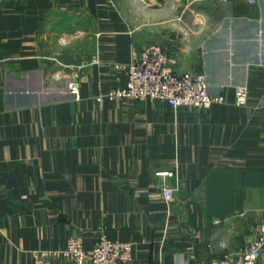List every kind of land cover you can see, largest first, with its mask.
<instances>
[{"label":"crops","instance_id":"0c3cea01","mask_svg":"<svg viewBox=\"0 0 264 264\" xmlns=\"http://www.w3.org/2000/svg\"><path fill=\"white\" fill-rule=\"evenodd\" d=\"M159 1L148 27L128 1L0 0V264L101 234L133 242L121 264H215L264 222V0ZM152 42L224 101L109 99Z\"/></svg>","mask_w":264,"mask_h":264},{"label":"built area","instance_id":"2783aa9c","mask_svg":"<svg viewBox=\"0 0 264 264\" xmlns=\"http://www.w3.org/2000/svg\"><path fill=\"white\" fill-rule=\"evenodd\" d=\"M256 3L258 0H247ZM179 59L161 44L152 42L133 51L127 62H115L116 70L125 74L123 86L109 90L107 97L118 99H157L167 101L175 109L186 107L201 110L216 102H223L224 96L213 94L210 81L204 71H178ZM79 74L68 77V88L79 97ZM236 103H248V90L244 85L236 88ZM160 174H169L160 171ZM173 189L163 187L168 201L173 199ZM135 246L131 241L111 240L105 234L96 239L87 249L80 237L71 236L67 245L59 249H37L33 252L32 264H121L134 259ZM264 250V222L257 226L256 235L241 246L226 251L215 264H259Z\"/></svg>","mask_w":264,"mask_h":264},{"label":"rangeland","instance_id":"374dc122","mask_svg":"<svg viewBox=\"0 0 264 264\" xmlns=\"http://www.w3.org/2000/svg\"><path fill=\"white\" fill-rule=\"evenodd\" d=\"M128 1V3L130 4V8L134 11V13L132 14L133 16H134V18L135 19H137V15H138V17H142V19H144V20H146L148 23H147V25L146 26H148V27H153L154 26V24H153V19L151 18V19H148L145 15L146 14H144V13H137V12H135L136 11V5L137 4H153V0H116V2L118 3V4H120L121 2L123 3V4H125L126 2ZM157 2H160L159 0H156ZM158 4V3H157ZM157 4H156V6H157ZM152 8V7H151ZM155 12V11H154ZM176 16V15H175ZM176 18H177V16H176ZM183 18V17H182ZM178 20V19H177ZM149 22H150V25H149ZM145 31H149V32H151L152 33V29L151 28H147ZM175 32H179V29H174L173 30V33L175 34ZM183 32V31H182ZM182 32L180 33V35L182 34Z\"/></svg>","mask_w":264,"mask_h":264}]
</instances>
